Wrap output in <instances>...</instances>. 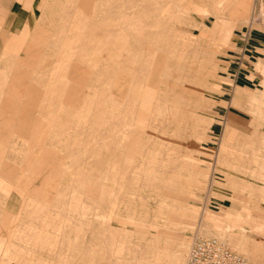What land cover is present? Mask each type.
Returning <instances> with one entry per match:
<instances>
[{
  "label": "rangeland",
  "instance_id": "374dc122",
  "mask_svg": "<svg viewBox=\"0 0 264 264\" xmlns=\"http://www.w3.org/2000/svg\"><path fill=\"white\" fill-rule=\"evenodd\" d=\"M241 1L35 8L34 30L44 32L33 33V76L45 84L21 88L0 140L18 229L31 230L33 218L47 233L32 264H182L197 238L211 236L264 264V0H243L242 16ZM13 9L1 47L30 13L22 0ZM106 26L113 38L103 55L95 49ZM66 62L82 70L76 104L61 93L72 83L62 78ZM115 84L128 87L125 119ZM34 186L48 195L26 196Z\"/></svg>",
  "mask_w": 264,
  "mask_h": 264
},
{
  "label": "crops",
  "instance_id": "0c3cea01",
  "mask_svg": "<svg viewBox=\"0 0 264 264\" xmlns=\"http://www.w3.org/2000/svg\"><path fill=\"white\" fill-rule=\"evenodd\" d=\"M15 1L16 0H0V31L3 30V32H5L6 30L9 32L15 26V11L13 9ZM22 1L24 6L30 10L29 15L18 24L20 26L18 32H11L12 35L9 38L10 40L5 41L3 47H1L2 43H0V72L4 71L6 73V76L4 77L5 79H3L2 82L0 81V140L5 139L8 134V128L14 125L12 124V121L16 117L14 116L15 112L19 110V96L22 93L21 88L28 82L31 86L36 87L45 84V81L41 80L42 75L39 77L33 76V71L36 69L34 68L36 59L33 58L34 53H36L34 52L33 33L34 31H38L41 35V33L44 32L40 27H35L34 30V15H36L35 8L39 9L41 7L42 0L38 1L36 7L34 6V0ZM111 1L112 0H110L109 8H112ZM76 2L80 7V11L81 9H86L89 4V0H76ZM108 11V13L111 14V10L109 9ZM83 15L84 14L81 16ZM73 22L75 21L73 20ZM76 22L82 23V17H77ZM108 22L109 24H112L111 18H109ZM105 31V36L98 39L101 43V46L95 49L98 54L108 52L105 45L109 39L113 38L112 26H106ZM202 31L205 32V28H202ZM44 38L45 35L44 37L42 35V40ZM2 39L4 40L0 33V40ZM254 39L259 42L257 38ZM66 40H68V38ZM124 43L126 44V42ZM259 44L261 43L259 42ZM256 48L259 49L260 46L256 45ZM125 50L127 54V46ZM65 64L67 68L65 69L62 78L66 77L68 80L72 79V83L69 84L68 88L64 87V90L61 93L66 102L76 104L81 93L82 83L80 80L82 78V70H80V67L77 64H69L68 62ZM112 69L114 71L113 73H115V68ZM65 73L67 74L65 75ZM120 76L121 74H118V77ZM46 85L48 86L49 84L46 83ZM114 88L118 92V97L113 98L119 100V96L122 97L123 95L124 97L120 101L125 105V112L128 111V87L124 90L122 85L115 84ZM95 116L96 121H98L104 117V113L101 111L100 113H96ZM125 117H127V112L123 118L125 119ZM48 151L49 150L44 149L42 157H44V154L46 152L48 153ZM36 158L39 159L36 156L33 159L35 162L27 166L29 170L36 167ZM13 190L14 189L11 186L6 185L4 182L2 183V180L0 179V264H32L40 262L41 259L32 260L31 255H42V253H45L44 247L45 244H47V233L45 229L43 230L42 224L40 225L39 222L36 223L33 218L28 220L31 230L24 233L20 232V229H18L19 225L16 213L18 197L16 191ZM31 190L32 192L30 194L27 193L26 196L32 199H34L35 196H38V194L42 197L48 195L47 188L34 186ZM36 249L39 252H35ZM22 253L29 254L30 257H26V259L22 258L20 256ZM45 258L47 259V255H45Z\"/></svg>",
  "mask_w": 264,
  "mask_h": 264
},
{
  "label": "built area",
  "instance_id": "2783aa9c",
  "mask_svg": "<svg viewBox=\"0 0 264 264\" xmlns=\"http://www.w3.org/2000/svg\"><path fill=\"white\" fill-rule=\"evenodd\" d=\"M182 264H248L247 258L215 236L197 238Z\"/></svg>",
  "mask_w": 264,
  "mask_h": 264
},
{
  "label": "bare ground",
  "instance_id": "6f19581e",
  "mask_svg": "<svg viewBox=\"0 0 264 264\" xmlns=\"http://www.w3.org/2000/svg\"><path fill=\"white\" fill-rule=\"evenodd\" d=\"M246 5H245V1H241V5H240V15H245L246 14ZM251 19V17H250ZM243 20V19H242Z\"/></svg>",
  "mask_w": 264,
  "mask_h": 264
}]
</instances>
